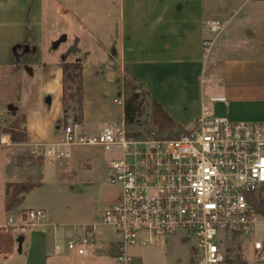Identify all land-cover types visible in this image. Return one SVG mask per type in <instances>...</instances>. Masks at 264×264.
<instances>
[{
	"label": "crops",
	"instance_id": "crops-1",
	"mask_svg": "<svg viewBox=\"0 0 264 264\" xmlns=\"http://www.w3.org/2000/svg\"><path fill=\"white\" fill-rule=\"evenodd\" d=\"M231 1L229 15L217 17V0H212L210 10L209 0H0V123L23 114L27 133L24 143H14L8 132L0 133L1 162H7V151L14 152L13 165L0 168V226L10 216L18 220L22 211L30 209L45 210L47 219L46 223L26 231L0 232V264H108L110 256H116L111 247L119 237L108 236L104 240L100 237L98 243L95 240L86 246L84 254L68 250L64 246L66 241L82 235L85 228L96 226L97 231L103 226L101 214L78 222L60 219L51 211L54 194L47 189L49 182L32 180V176L44 174L39 165H31V157H41L35 155L34 149L43 142H54L52 138L57 135V129L52 126L62 106L63 62L83 63L84 77L86 62L101 53L95 60L107 64L108 69L113 68L110 77L116 75V70L122 75L123 99L126 69L153 93L145 77L159 81L167 77L172 81L176 77L185 80L200 68V104L211 96H225L226 103L211 102V109L220 105L233 108L231 116L239 119L264 115L258 109L261 107H253L258 103L264 105V99L252 95L255 89L264 86V53L223 57L228 46L221 42L220 35L249 0L239 5ZM143 13H149L146 22L141 21ZM216 20L228 21L220 35L213 34L208 25ZM140 39H148L147 48ZM207 39L214 40L208 54L204 49ZM146 49L152 60L144 66L136 64L135 57ZM142 66L146 73L140 75ZM153 97L176 119L172 106L165 105L157 94ZM28 102L33 105L29 106ZM86 112L85 108L83 114L87 117ZM199 114L198 110L187 123L177 118L185 129ZM85 122L84 130L94 133ZM25 182H32L34 187L24 193L16 210L8 211L7 184ZM51 183L56 187L65 185L66 191H70L66 188L69 181ZM56 243L63 245L62 250L55 249Z\"/></svg>",
	"mask_w": 264,
	"mask_h": 264
},
{
	"label": "built area",
	"instance_id": "built-area-1",
	"mask_svg": "<svg viewBox=\"0 0 264 264\" xmlns=\"http://www.w3.org/2000/svg\"><path fill=\"white\" fill-rule=\"evenodd\" d=\"M227 24L208 22L215 35ZM213 44V39L204 41L207 54ZM115 101L124 104V99ZM211 102L226 103L227 98L202 99L196 121L174 138L160 136L156 126L134 135L125 119L89 134L83 123L69 119L59 129V141L34 149L36 156L64 157L70 155L69 147L98 146L113 154L106 181L122 192L118 201L104 205L101 224L119 235L111 247L119 264H134L129 246L178 231L197 241L191 253L194 264H234L227 261L230 248L241 253L248 235L264 259V122L215 115ZM46 222L45 210H25L18 220L10 216L0 232L26 231ZM96 232V226L85 228L64 246L84 254ZM62 248L55 244L57 251Z\"/></svg>",
	"mask_w": 264,
	"mask_h": 264
},
{
	"label": "rangeland",
	"instance_id": "rangeland-1",
	"mask_svg": "<svg viewBox=\"0 0 264 264\" xmlns=\"http://www.w3.org/2000/svg\"><path fill=\"white\" fill-rule=\"evenodd\" d=\"M234 1L235 5H239L243 4L246 0ZM231 3V0H217V17L229 15V5ZM252 6H255V9ZM212 7V0H209V7L207 9L210 10ZM226 19L229 20V18ZM147 20H149V13H143L141 21L146 22ZM227 20L224 21L228 22ZM220 36L221 42L228 46L223 57L264 53V0H260V2H257V0H249L246 2L245 6L229 22L227 30ZM140 43L145 48L148 47V39H140ZM235 47H239V49H235ZM100 57L101 53L96 55V58H92L93 60L86 62V64L84 63L83 105L84 109H87V117L83 114V121H86L84 124L85 126L88 124L89 130L95 131L90 134H97L96 132L103 125L107 124L108 126L124 121L123 104L115 102L116 98L123 99L122 75L116 70V75L111 78L110 73L114 72L111 70L113 68L108 69L107 64H102L100 60H95ZM135 59L136 64L144 66L145 63L152 60V56L146 49L137 55ZM143 66L140 69V75L146 73V69ZM193 72L194 70L190 73V76H186L185 80L176 77L174 78L175 81H172L167 77L159 81L154 77H145L153 90V93L150 91V94L152 96L157 94L165 105L169 104V106H172L175 109L177 117L185 123L193 119L198 110L199 113L201 111L199 95L200 86L202 85L200 76L202 71L200 72V68L199 70L197 68ZM207 76L208 73L206 74ZM137 80L141 83L138 78ZM162 80L164 82H161ZM164 84L167 85L165 86ZM205 86L207 87L209 84ZM184 87L187 89H183ZM182 89V92L179 91ZM252 95L259 100L264 99V86L255 89ZM27 104L29 106L33 105L31 102ZM259 104L261 103L255 104L253 107H261L258 109L264 111V105ZM223 106L220 105L215 110L213 106L212 113L218 116L226 115L229 119L238 121L239 118H234L230 114L231 111L233 112V108L229 109ZM150 109V100H147L143 106L142 116L140 117L142 127L146 126V122L149 120ZM63 115L64 107L62 99L60 115L55 120L52 126L53 129L54 127L56 128L57 123ZM71 115V117L74 116L73 113ZM177 117L176 119L179 122L180 120ZM239 120L264 122V115L257 116V118H244ZM61 138V130H57V135L52 139L59 141ZM67 149H69L70 155L64 157H57L55 155H47L46 159L45 156L31 157V165H39V168L44 170L43 175L39 177L32 176V180L43 179V181L49 182L47 189L53 191L54 194L51 211L57 213L58 218L78 222L88 218L91 219L95 215L97 217L101 214L102 220L101 211L104 205L109 202L118 201L122 192L120 186L111 185L106 181V176L109 171L107 162L113 154L106 152L102 147L98 146H73ZM13 155L14 152L7 151L6 160L9 163H3L0 160V168H10L14 163L12 160ZM55 180L58 182L69 181L66 188L70 191H66L65 185L59 187L52 185L51 181ZM108 236L112 238L119 237L115 229L108 226H101L97 229L95 240L98 243V238L101 237L104 240ZM185 236V231H178L170 236L155 237L151 243L146 245L136 244L129 246L127 250L134 257V264H193L191 249L197 241L195 238H191L190 240L186 239ZM243 241L244 244L241 246V254L247 264H264V259H261L259 254L254 250L253 236L248 235ZM110 257L111 260H109L108 264H119L116 256Z\"/></svg>",
	"mask_w": 264,
	"mask_h": 264
},
{
	"label": "trees",
	"instance_id": "trees-1",
	"mask_svg": "<svg viewBox=\"0 0 264 264\" xmlns=\"http://www.w3.org/2000/svg\"><path fill=\"white\" fill-rule=\"evenodd\" d=\"M62 67L64 115L59 122L62 125L72 119L82 123L84 112L83 63L65 61ZM147 100H150V117L146 126L142 127L140 117ZM72 113L73 117H71ZM124 117L129 131L134 135L149 131L151 126H156L158 134L167 138L177 137L184 131V127L141 85L128 69L124 73ZM3 131L11 134L14 143L26 142L25 116L22 114L12 121L1 122L0 133ZM33 187L32 182L8 183L7 210H16L24 199V193ZM230 251L227 261L234 264H247L240 251H234L233 248H230Z\"/></svg>",
	"mask_w": 264,
	"mask_h": 264
},
{
	"label": "water",
	"instance_id": "water-1",
	"mask_svg": "<svg viewBox=\"0 0 264 264\" xmlns=\"http://www.w3.org/2000/svg\"><path fill=\"white\" fill-rule=\"evenodd\" d=\"M77 42V41H76ZM80 50V48H78ZM61 128L60 122L56 125V129L59 130Z\"/></svg>",
	"mask_w": 264,
	"mask_h": 264
}]
</instances>
